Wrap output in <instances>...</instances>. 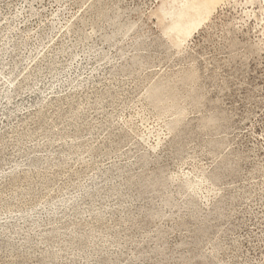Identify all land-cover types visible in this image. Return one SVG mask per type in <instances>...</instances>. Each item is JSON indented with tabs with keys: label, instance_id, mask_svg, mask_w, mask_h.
Here are the masks:
<instances>
[{
	"label": "rangeland",
	"instance_id": "rangeland-1",
	"mask_svg": "<svg viewBox=\"0 0 264 264\" xmlns=\"http://www.w3.org/2000/svg\"><path fill=\"white\" fill-rule=\"evenodd\" d=\"M0 264H264V0H0Z\"/></svg>",
	"mask_w": 264,
	"mask_h": 264
}]
</instances>
